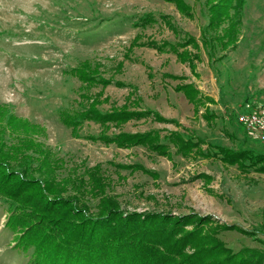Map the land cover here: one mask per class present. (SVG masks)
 I'll return each instance as SVG.
<instances>
[{
	"label": "rangeland",
	"instance_id": "1",
	"mask_svg": "<svg viewBox=\"0 0 264 264\" xmlns=\"http://www.w3.org/2000/svg\"><path fill=\"white\" fill-rule=\"evenodd\" d=\"M186 1L190 16L166 0H0V111L7 112L1 116L0 127L6 136L2 141L8 145L3 153L23 160L24 153L15 155L21 148L33 168L47 163L55 174L52 185L62 188L61 197L68 194L64 189H70L69 181L78 178L89 188L91 169L99 165L105 193L116 198L122 211L209 214L213 223L250 231L219 233L233 251L248 248L264 255L263 172L245 174L235 165L197 155H157L141 145L105 144L88 138L103 131L98 122L85 120L74 133L59 118L61 110L75 113L94 99L101 111L125 105L130 110H154L210 141V121L202 115L203 108L195 112L194 105L175 90L177 84L192 82L203 94L216 98V110L221 111L218 106L226 110L229 136L215 132L211 142L226 147L238 143L264 152V142L245 136L236 121L245 102L264 100V0H245L234 48L220 51L217 56L223 57L214 60L206 57L199 40L207 22L203 0ZM143 12L157 18L166 14L171 26L158 18L151 26L135 27L132 22ZM136 35L140 41L158 43L191 36L199 41L200 59L192 68L171 51L132 46ZM83 61L112 81L104 87L82 83L70 70ZM6 114L17 118L6 122ZM151 129L161 134L183 132L152 115L130 119L120 127L111 124L105 131L109 135ZM136 164L141 168L127 167ZM46 171L35 169L39 182L50 178ZM88 188L80 204L94 210L100 194L93 195ZM7 216V205L0 198V264H24L27 259L13 249L15 236L5 225Z\"/></svg>",
	"mask_w": 264,
	"mask_h": 264
},
{
	"label": "trees",
	"instance_id": "2",
	"mask_svg": "<svg viewBox=\"0 0 264 264\" xmlns=\"http://www.w3.org/2000/svg\"><path fill=\"white\" fill-rule=\"evenodd\" d=\"M166 1L172 2L182 13L189 16L192 14L191 6L186 0ZM244 2L245 0L202 1L207 22L201 29L199 40L209 60L223 57L217 56V53L234 48ZM158 18L171 26L166 14L160 13ZM158 18L151 12H143L136 16L132 24L145 28L154 24ZM224 22L227 25L222 26ZM131 45H146L154 47L157 51H171L180 61L187 62L192 68L195 59H200L201 56L199 41L191 36L181 41L162 40L158 43L154 40L140 41L136 35ZM189 47L196 49L195 52H191ZM70 72L78 76L84 84L98 83L104 87L112 81L97 75L96 68L91 67L88 61L80 62ZM163 75L179 78L169 73ZM175 90L184 94L194 105L195 112L199 106L204 107L202 115L210 121L212 115L206 103L214 102L212 97L202 94L192 82L177 84ZM93 100L75 113L61 110V122L74 133L85 120L98 122L103 131L88 138L98 139L105 144L113 143L117 147L141 145L150 153L168 157H171L172 153L184 158L194 155L210 158V155H214L219 156L223 162L235 165L241 171L264 173V153L249 148L233 149L210 143L194 131L178 125L176 120L166 119L154 110H130L125 105L118 109L101 111ZM0 112V117L7 113ZM148 115L158 121L172 122L180 126L183 132L170 130L161 134L159 130L154 129L143 132L119 130L108 135L105 131L111 124L120 127L130 119ZM6 117V122L17 118L10 114H6ZM5 137L1 126L0 198L7 205L8 216L5 225L15 236L13 249L27 259L24 264H263V254L248 248L233 251L219 236L222 230L227 229H237L244 233L250 231L233 224L213 223L209 214L190 212L175 215L122 211L116 198L105 193L104 182L99 178V165L91 169L89 188L78 178L79 180L69 181L70 189H64L68 191L65 197L58 196L62 188L55 189L50 181L55 177L53 169L49 168L47 163H38L37 167L33 168L29 155H26L24 150L21 151V148H15V155L24 153L20 157L23 160L19 159L17 164L16 159H10L3 153L4 148L8 146L2 141ZM210 148L214 151L210 152ZM11 160L16 163L17 170ZM23 163L25 166H22ZM127 167L141 168V165ZM35 169L39 172L47 170L50 177L48 181L39 182ZM86 188L93 195L100 194L98 206L94 210L80 204ZM256 253L257 255H254Z\"/></svg>",
	"mask_w": 264,
	"mask_h": 264
},
{
	"label": "built area",
	"instance_id": "3",
	"mask_svg": "<svg viewBox=\"0 0 264 264\" xmlns=\"http://www.w3.org/2000/svg\"><path fill=\"white\" fill-rule=\"evenodd\" d=\"M236 121L245 136L264 142V100L257 103L245 102L236 114ZM262 231L264 233V226Z\"/></svg>",
	"mask_w": 264,
	"mask_h": 264
},
{
	"label": "crops",
	"instance_id": "4",
	"mask_svg": "<svg viewBox=\"0 0 264 264\" xmlns=\"http://www.w3.org/2000/svg\"><path fill=\"white\" fill-rule=\"evenodd\" d=\"M197 87V86H196ZM198 88V87H197ZM199 89V88H198ZM203 94V93H202ZM205 95V94H204ZM207 96H210V97H212L213 98V100H214V102H212V103H206V105L208 106V108H209V104H210V108H209V110H210V114L212 115V117H210V143H213V142H211V141H213V139L211 138V136H217L216 135V133L218 134V133H226V136L228 137L229 135H228V131L226 130V121H225V119H226V116H224V111H226L225 110V108L223 109V108H221V106H218L219 108H220V112L218 111V110H216V104H214L215 103V99L216 98H214V96H212L211 94L210 95H207ZM187 99V98H186ZM253 103V102H252ZM257 103V102H256ZM212 106H214V108H211ZM202 107V106H201ZM203 108V110H204V107H202ZM211 109H213V112H211ZM198 112V111H197ZM203 112V111H202ZM177 123H178V125H180V123L177 121ZM176 125V124H175ZM181 126V125H180ZM180 126H177L176 125V127H180ZM212 128V129H211ZM221 131V132H220ZM223 131V132H222ZM166 132V131H165ZM164 132V133H165ZM216 132V133H215ZM244 133V132H243ZM233 135V134H232ZM234 137V135L232 136V138ZM236 137H238V136H236ZM214 144H216V143H214ZM226 147V146H225ZM229 148H233V149H236V148H245V147H243V146H241V145H238V143H237V145L235 146V147H229ZM214 151V149H212V148H210V152H213ZM255 152H260V153H264V152H261V151H255ZM210 159H217V160H219V161H222L220 158H219V156H214V155H210ZM241 171V170H240ZM242 172H244V171H242ZM248 172H245V174H247ZM262 208V207H261Z\"/></svg>",
	"mask_w": 264,
	"mask_h": 264
}]
</instances>
